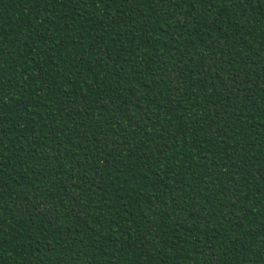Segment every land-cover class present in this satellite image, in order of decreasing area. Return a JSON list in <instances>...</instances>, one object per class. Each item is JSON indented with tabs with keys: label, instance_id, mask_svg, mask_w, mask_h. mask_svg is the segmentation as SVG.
Wrapping results in <instances>:
<instances>
[{
	"label": "trees",
	"instance_id": "16d2710c",
	"mask_svg": "<svg viewBox=\"0 0 264 264\" xmlns=\"http://www.w3.org/2000/svg\"><path fill=\"white\" fill-rule=\"evenodd\" d=\"M0 264H264V0H0Z\"/></svg>",
	"mask_w": 264,
	"mask_h": 264
}]
</instances>
